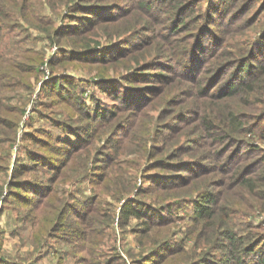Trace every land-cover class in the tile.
<instances>
[{
    "label": "rangeland",
    "instance_id": "1",
    "mask_svg": "<svg viewBox=\"0 0 264 264\" xmlns=\"http://www.w3.org/2000/svg\"><path fill=\"white\" fill-rule=\"evenodd\" d=\"M75 1L60 4L63 1L0 0L5 4L0 11L1 117L11 118L16 111L20 116L5 178L6 182L15 175L16 179L42 180L40 186L19 183L17 191H3L0 264H157L161 258L166 264H207L204 260L221 257L222 252L212 247L214 242L220 241V225L191 229L188 218L192 213L191 204H172L182 205L177 209L179 217L161 225L149 222L151 230L145 237V224L134 215L126 218L122 203L132 198L131 201L165 206L167 201L174 203L172 195L190 198L195 194L189 189L190 185L164 192L165 189H151L156 186L147 181L154 171L174 172V169L165 171L156 165L163 158L167 163L178 160L170 158L173 146L179 147L178 152L189 148L180 158L193 161L204 157L202 162H209V169L196 179L202 187L213 183V188L220 192V199L237 200V185L226 189L225 185L218 184L222 170L216 164L220 161L215 162V156L210 155L216 148L207 147L199 140L201 121L205 115L215 117L214 123L225 121L227 130L232 112L245 115L243 119L249 123L254 117L256 121L260 117L257 108H264V95H226L227 92L223 93L226 88L221 85L227 74L218 82L217 78L214 81L209 78L210 73L197 82L182 78L181 71H161L164 77H160L156 59L151 58L150 68L143 67L141 71L144 79L130 78L129 83L121 79L114 81L119 88L128 84L135 95L127 107L117 110L121 117L105 122L104 134L95 138L93 127L88 126L90 121L83 116L84 110L93 108L94 100L89 94L94 92L103 105L110 107L109 112L115 111L116 103L108 90V93L101 91L92 83L122 74L123 65L122 61H102L96 70L91 63L61 60L65 53L62 49L73 50L69 40L62 37V28L70 24L71 19L66 14L71 18L79 14ZM111 1L100 0L99 3ZM214 1L223 3L224 0L210 2ZM232 5L231 16L242 13L238 15L237 25L224 29L222 52L232 54L228 61L238 59L248 54L253 43L249 60L253 63L252 58H264V0H235ZM85 14L90 15L88 11ZM217 19L222 20L219 13ZM211 26L213 33L220 28L217 24ZM150 32L140 31L139 35ZM154 40L157 43L142 49L140 54L152 57L162 52L161 41ZM108 41L100 38L101 43ZM110 53L108 49L99 54L108 56ZM88 57H93V53ZM146 57L140 61H145ZM238 64L241 66L240 62ZM57 76L60 82L55 85ZM205 86H208L206 91ZM257 86L258 90L264 88V82ZM210 92L215 96L208 95ZM77 94L81 98L77 99ZM262 128L263 123L258 121L252 130L236 135L249 151L253 147L255 152H261V164L264 163V138L258 130ZM76 132L87 138L84 140ZM125 132L130 134L125 136ZM9 134L5 125L0 137L6 138ZM67 137L76 139L73 148L67 149L69 158L72 157L68 162L62 154L64 149L59 147L62 145L59 140H68ZM81 151H87L86 157L89 152V161L82 159ZM108 157L109 160L105 159ZM261 164L256 177L264 175ZM145 186L151 187L150 192ZM262 189L264 191V180L259 185V190ZM245 190L239 205L234 203L230 209V227L244 236L248 232L262 234L264 197L249 195ZM7 192L14 193L6 195ZM137 203L133 201L134 205ZM194 235L206 245L192 248ZM204 248L209 251L208 255L204 254Z\"/></svg>",
    "mask_w": 264,
    "mask_h": 264
},
{
    "label": "trees",
    "instance_id": "2",
    "mask_svg": "<svg viewBox=\"0 0 264 264\" xmlns=\"http://www.w3.org/2000/svg\"><path fill=\"white\" fill-rule=\"evenodd\" d=\"M61 1L63 2L60 4H68L74 0ZM99 1L100 0L75 1L77 4L75 9H78L79 14H73V18L66 14V17L71 19L70 24L62 28V32L64 33L62 37L69 40V45L72 46L73 50H61L65 52L62 54L63 56H61L62 61L91 63L96 70L100 68L102 61V63L122 61V74L118 76L115 75L116 77L113 78L104 77L101 78L100 82L98 81L99 83H95L94 81V83H92L99 86L101 91L106 93L109 92L116 103L114 106L115 111L109 112L108 109L110 107L103 105L94 92L89 94V97H92L94 100L93 108L92 111H90V109L84 110L83 116L90 121L88 126L89 129L93 127L92 135L95 138H99L104 134L103 130L107 127L105 122L121 117L117 110L122 107H127L134 98L135 92L128 89V84L121 87V89L114 85V81L121 79L129 83L128 79L130 78L138 80L144 79V75L141 74V71L146 67L147 69L150 68L149 63L152 62V60H150L151 58L156 59L155 63L159 69L157 76L160 77H164L161 71H170L171 73L181 71L183 72L181 74L182 78L197 82L205 74L210 73L211 75L209 78L213 81L217 78L215 81L218 82L221 80L223 74H227L226 78H223V84L221 85L226 88L223 92H227L226 95H238L239 97L251 96L254 93L264 95V88L258 90L257 86L264 82V58H252L254 61L253 63L249 60L251 58L250 53H253L251 47H253L254 44H251L246 56L244 55L230 61H228V57L232 54L223 53L221 50L223 45L222 41H224V29L237 25V21H239L238 15L242 13L238 12L237 16H231L233 13V5H235H232V3L235 0H224L223 3L217 1L210 2L211 0H126L125 3H121L117 0H112L111 2H102V4H100ZM4 7L5 4L0 2V11H3ZM245 9H248V7H245ZM87 11L90 15L85 14ZM75 12L77 11L74 10V13ZM218 13L222 17V20L217 19ZM149 17L152 18V20H150ZM1 19L2 17L0 16V21ZM215 24L219 25L220 28L213 33L211 25ZM146 30H150V34H146L145 36L143 34L139 35L140 31ZM210 32L212 33L211 35ZM70 36L71 38H69ZM102 37L109 39V41L101 43L100 38ZM155 38L161 41L163 47L162 52L155 53L152 57H146L143 53L140 54L142 49L153 47V45L157 43L156 40H154ZM139 39L140 41H138ZM108 49L111 51L108 56L107 54H99L101 51H107ZM137 51H139L138 54H136ZM146 52H148V49H146ZM71 53H73V56H71ZM90 53H93V57L91 58L88 57ZM222 55L224 57L220 59ZM66 56H68V58H66ZM144 57H146L145 61H140ZM215 60L216 62H214ZM239 62L241 66L238 64ZM59 77L60 76H57L55 79ZM54 81L55 85L60 82L58 79ZM67 82L71 85L74 84L73 81ZM213 85L215 84L213 83ZM207 89L208 86H205L204 90L206 91ZM72 93L74 96V92ZM77 95V99H79V97L81 98L79 94ZM208 95H212V97L215 96L211 92ZM77 108H79V106H77ZM257 111L260 117L257 118L256 121L254 117L250 123L247 122V119H243L245 115L242 117V115L232 112L228 119L230 124V129L228 130L225 129V121H221L220 124L214 123L215 117L212 118L209 115H205L201 121V138L199 140L207 145V147L216 148L213 150L215 152L210 155L215 156V162L220 161V163L216 164V166L222 170L220 172L222 179L218 184L219 186L225 185L226 189L237 185V200L220 199V192L213 188V183L210 184L211 186L202 187L201 182L196 181V179L204 175L205 171L209 169V162H202L204 157H200L193 161L180 158L181 155L188 152L189 148L182 152H178L177 150L179 147L173 146L172 148L174 149H172L170 158L177 157L178 160H171V162L168 161L167 163L163 158L162 161H157L156 165L157 167L166 169L165 171L174 169V172H170V174L165 172L166 175L163 174V172H152V176H149L147 181L149 184L152 183L156 187H149L153 190L165 189L164 192H166L174 187L190 185L189 189L195 194L190 198L172 195L171 197L174 203L167 201L165 206H156L141 200L131 201L132 198L129 200L126 199L122 203V210L125 211V217L127 218L129 215H134L141 219L145 224L143 235L146 237L151 230L149 222H151L152 225H161L166 221L179 217L177 209L182 205L173 206L172 204L180 202L191 204L192 213L188 217L191 223V229L194 227L198 229L202 227H215L217 224L220 225L218 228L220 241L217 242V240L214 242L212 247L214 251L218 250L222 252L221 257H214L209 260L206 259L204 260L205 263L264 264V233L251 235L248 232L247 236L238 234L235 229L230 227L229 220L232 213L230 209L233 208L232 205L234 203L237 206L239 205L243 190L246 189L248 192L245 191L249 195L264 197L263 189L259 190V185L264 180V175L256 177V170H258L262 163L261 152H255V148L253 147H250L249 151V147H245L243 140L236 136L237 134L243 133L245 130H252L258 121L264 125V108H257ZM1 116L2 110H0V133L6 125L10 134L6 138L0 137V197L5 190L10 191V189H12L11 191H17L20 184L33 183L40 186V182H42L41 179H16L15 177L17 175L6 182L5 176L8 172L11 149L13 147L12 145L15 143L20 116L18 111L14 112L11 118ZM121 125L122 124L119 126ZM258 132H260L261 137L264 138V128L258 130ZM128 134L130 133L127 132L125 136ZM76 135L82 136L84 140L87 138L86 135L80 133ZM67 138L68 140L65 141L59 140V142L62 143L59 147L64 149L62 154L68 158V162L72 157L69 158L67 149L73 148L76 139L70 140L69 137ZM86 152L87 151H81L79 154L82 156V159L88 158L89 152L87 157L84 155ZM109 158L110 157L105 159L109 160ZM209 158L212 159L211 157ZM87 161H89V159H87ZM261 165L263 166L264 163ZM214 169L216 170L215 167H213V170ZM158 181L161 183H157ZM59 182L60 184L63 183L61 180H59ZM4 185H6V189H4ZM12 185L14 187H12ZM47 187L49 188V186ZM149 187L145 186L144 188L146 191L150 192L148 189ZM50 189L51 192L54 191V188ZM12 193L14 192H7L6 195ZM133 201L139 203L134 205ZM152 236L151 234L149 242ZM82 239H84V237ZM192 244V248L199 246L202 248L206 245L205 242L203 244V240L196 237ZM203 252L205 255L209 254L206 248L203 249ZM165 261L166 260H162L161 258L157 264H166Z\"/></svg>",
    "mask_w": 264,
    "mask_h": 264
}]
</instances>
